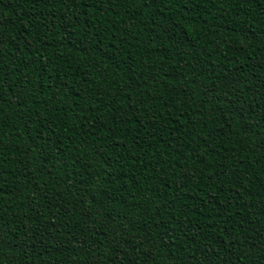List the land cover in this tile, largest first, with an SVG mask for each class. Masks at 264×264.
I'll list each match as a JSON object with an SVG mask.
<instances>
[{"label": "trees", "instance_id": "obj_1", "mask_svg": "<svg viewBox=\"0 0 264 264\" xmlns=\"http://www.w3.org/2000/svg\"><path fill=\"white\" fill-rule=\"evenodd\" d=\"M0 264H264V0H0Z\"/></svg>", "mask_w": 264, "mask_h": 264}]
</instances>
